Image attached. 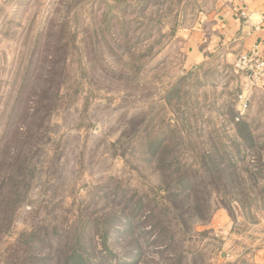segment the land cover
I'll use <instances>...</instances> for the list:
<instances>
[{
	"label": "rangeland",
	"instance_id": "obj_1",
	"mask_svg": "<svg viewBox=\"0 0 264 264\" xmlns=\"http://www.w3.org/2000/svg\"><path fill=\"white\" fill-rule=\"evenodd\" d=\"M203 1L0 0V264H259L264 96L183 68Z\"/></svg>",
	"mask_w": 264,
	"mask_h": 264
},
{
	"label": "crops",
	"instance_id": "obj_2",
	"mask_svg": "<svg viewBox=\"0 0 264 264\" xmlns=\"http://www.w3.org/2000/svg\"><path fill=\"white\" fill-rule=\"evenodd\" d=\"M242 12L250 18V24L240 17ZM262 18L264 0L203 1V7L185 36L183 68L201 70L205 74L209 69L214 74L215 70H230L236 57L254 44L262 46L264 55V22L260 23ZM257 24L259 30L254 32L252 25ZM258 92L264 96V85ZM218 217L215 219V228L222 223V212ZM256 261L264 264V250L259 252Z\"/></svg>",
	"mask_w": 264,
	"mask_h": 264
},
{
	"label": "built area",
	"instance_id": "obj_3",
	"mask_svg": "<svg viewBox=\"0 0 264 264\" xmlns=\"http://www.w3.org/2000/svg\"><path fill=\"white\" fill-rule=\"evenodd\" d=\"M240 17L247 23L250 24V18L247 16L245 12L240 13ZM264 22V18H262L260 23ZM253 31L257 32L259 30V26L252 25ZM234 71L236 74L244 75L249 84L252 87L260 88L264 85V55L262 46L260 44H254L247 51L241 52L237 57L234 64ZM240 99V112L242 115L246 110V102L242 97Z\"/></svg>",
	"mask_w": 264,
	"mask_h": 264
},
{
	"label": "trees",
	"instance_id": "obj_4",
	"mask_svg": "<svg viewBox=\"0 0 264 264\" xmlns=\"http://www.w3.org/2000/svg\"><path fill=\"white\" fill-rule=\"evenodd\" d=\"M230 167H232V166H230ZM214 173L216 175H218V176H221V177L222 176L223 177H225V176L229 177V175L231 174V172H230L228 167H226V168H217V169L214 170ZM229 178L232 179L231 175H230ZM231 181L234 182L233 179ZM193 190H195V189H193ZM192 193H194V192H192ZM206 208H207L206 205L199 206V204H196L190 210H192V211L195 210V213L197 214V216H199V218H203V213L206 212ZM34 236H35L34 234L27 235L26 236V240H25L24 243H28V244H29V242L32 243ZM89 242H90V239H89ZM42 243H44V241H42ZM83 243H85V242L83 240V237H81L79 239V241L75 243L76 244L75 247L73 246V244L71 245V247H70L71 249H70L69 255L66 258V263L67 264H72L73 262H75V260L78 261V260H80L82 258V256L84 255L83 247L85 245V244L83 245ZM28 250H30V248H28ZM25 254H27V252H25ZM55 261H56V259L50 258L49 256L43 257L42 259L36 258V257H32V256L31 257L30 256H25L20 261V264H46V263H49V262L51 264H54ZM176 264H179L178 260H177Z\"/></svg>",
	"mask_w": 264,
	"mask_h": 264
}]
</instances>
